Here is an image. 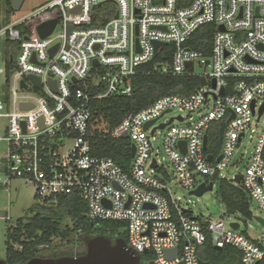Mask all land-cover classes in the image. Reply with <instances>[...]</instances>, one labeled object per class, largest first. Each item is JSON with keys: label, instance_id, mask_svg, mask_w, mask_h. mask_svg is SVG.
<instances>
[{"label": "built area", "instance_id": "obj_1", "mask_svg": "<svg viewBox=\"0 0 264 264\" xmlns=\"http://www.w3.org/2000/svg\"><path fill=\"white\" fill-rule=\"evenodd\" d=\"M52 20L54 32L41 39L37 28ZM207 25L215 29L209 56L189 44ZM155 43L162 46L155 50ZM142 67L202 84L189 96L160 97L111 131L114 140L128 134L135 146L126 174L92 155L91 103L130 97ZM263 107L264 0H52L0 28V224L18 227L11 207L21 182L34 188L39 205L69 197L85 203L92 228L124 223L127 245L141 257L151 253L154 264H200L207 242L235 249L241 264H261L264 233L251 239L223 217L186 213L172 186L190 193L227 181L249 208L264 212ZM214 124H222L215 156L204 149ZM247 137L249 156L238 154ZM246 159L243 173L229 174Z\"/></svg>", "mask_w": 264, "mask_h": 264}, {"label": "trees", "instance_id": "obj_2", "mask_svg": "<svg viewBox=\"0 0 264 264\" xmlns=\"http://www.w3.org/2000/svg\"><path fill=\"white\" fill-rule=\"evenodd\" d=\"M6 2L10 18L14 10L11 7V0H6ZM9 22V19L3 21L0 12V28ZM214 32L215 29L211 25L201 27L189 42L191 48L209 56ZM149 69L150 67H142L132 79L133 92L130 97L114 96L91 103L90 145L92 155L112 159L126 174L129 173L132 164L131 141L129 139L114 140L110 135L111 131L126 117L149 107L160 97L165 95L189 96L202 84L200 79L193 77L175 78L147 74ZM220 127L222 124H214L208 134V152L213 153L214 156L220 152L222 132ZM217 128L220 131L216 132ZM219 188L221 202L225 206L227 215L252 218L245 195L237 187L227 181H221ZM86 213L85 203L70 197L63 198L56 204H38L37 211L32 217L20 219L17 228L7 231L8 259L12 263H26L35 256L36 248L40 244L48 243L53 239L71 242L77 237L80 226H88L83 235L87 238L105 236L111 240L114 237L123 239L127 243V234L123 229L124 223L103 221L94 224L92 228L93 224L87 223ZM66 221L70 224H65ZM12 243L21 245L23 250L15 252ZM200 257L211 264H241L239 253L235 249L226 247L217 251L210 242H207L201 249Z\"/></svg>", "mask_w": 264, "mask_h": 264}, {"label": "rangeland", "instance_id": "obj_3", "mask_svg": "<svg viewBox=\"0 0 264 264\" xmlns=\"http://www.w3.org/2000/svg\"><path fill=\"white\" fill-rule=\"evenodd\" d=\"M51 1L52 0H25L20 11H14V14H12L9 18L7 2L6 0H0L1 18L3 19V21L9 19V21L11 22L27 18L39 8H41L43 5L48 4ZM13 15H15V18H13ZM175 114L178 115L180 113L177 111L175 112ZM183 115L187 116L186 114ZM263 127L264 117L257 125V128L260 130L263 129ZM156 137L160 139V135H157ZM155 146L158 149L161 148L159 142H155ZM251 150L252 145L249 141V138L247 137L246 140H244L242 146L240 147L238 154H246L247 156H249ZM162 154L163 151L160 152L161 157L163 156ZM246 161L247 159L242 165L239 166L238 170L236 169V167L231 168L229 174L232 175L233 173H243L246 167ZM15 187L18 189V192L13 193L11 207L12 218L14 223L17 220L32 217V215L36 213L38 205L35 199V190L32 186L18 182L15 184ZM172 188L175 194V199L179 201V204L182 206L183 209L190 210L193 213L194 217L203 216L205 219H218L223 217L228 226L236 222L241 226L240 232L251 239H256L262 233H264V226L256 220V218H264V212L259 210L256 206H252L250 208V211L252 213L251 219H246L241 216L227 215L225 206L221 202L219 183L215 184L214 190L212 192L206 193L202 197L190 196V193L188 191H185L175 183H173ZM65 224H70V222L66 221ZM7 227V224H0L1 257L5 256L6 243L8 241L6 235ZM53 242L57 245H69V241L65 242L61 239H54Z\"/></svg>", "mask_w": 264, "mask_h": 264}, {"label": "water", "instance_id": "obj_4", "mask_svg": "<svg viewBox=\"0 0 264 264\" xmlns=\"http://www.w3.org/2000/svg\"><path fill=\"white\" fill-rule=\"evenodd\" d=\"M25 0H11V7L15 12L20 11L22 8V5ZM75 13H78L75 12ZM118 17V16H117ZM58 22L56 20L48 21L43 24H41L37 28V33L41 39H45L49 37L55 30ZM162 44L155 43V50H158ZM58 47H55L51 51V56H53ZM97 65V63H95ZM191 65L189 64V67ZM31 80L37 85L39 89H41L40 80L35 77H31ZM77 81L75 80V83ZM53 84H55L53 82ZM23 87H26L23 84ZM254 108V103L252 105ZM264 113V107L261 110L260 114L262 115ZM235 115H233V118ZM232 118V119H233ZM151 124H148L145 127V130H147L150 127ZM124 138H128V134L124 135ZM207 141L208 137H205V144L204 149L205 151L208 149L207 147ZM181 146L185 147V143H181ZM135 146L132 145V158L135 156ZM208 159L211 160L212 156H208ZM222 158L220 157L218 161H220ZM154 167H156V163L154 162ZM242 180V176L237 177V183H240ZM214 190L213 183L206 185L202 184L200 185L195 191L190 192V196H196V197H202L206 193L212 192ZM188 213V211H185ZM256 220L264 226V220L262 218H256ZM231 227L235 230H238L240 228V224L233 223L231 224ZM217 251H221L220 248H215ZM177 249L174 251H167V257H172L171 255L173 253H176ZM149 252L145 251V255H147ZM141 255L134 250L133 248L129 247L125 240L118 239L113 245L112 241L108 239L105 236H98L94 237L89 240L88 242V251L84 256L81 257H60V258H34L30 261L24 263V264H139L141 261ZM0 264H6L4 260H0ZM200 264H211L209 262H205L203 260L200 261Z\"/></svg>", "mask_w": 264, "mask_h": 264}, {"label": "flooded vegetation", "instance_id": "obj_5", "mask_svg": "<svg viewBox=\"0 0 264 264\" xmlns=\"http://www.w3.org/2000/svg\"><path fill=\"white\" fill-rule=\"evenodd\" d=\"M22 234H24L22 232ZM98 237V236H95ZM94 238V237H93ZM92 238H87L86 236H77L71 242H68L69 245H57L51 240L48 243L40 244L38 245V248H36L35 256L34 258H60V257H81L84 256L88 251V242ZM118 238H112L111 241L113 245H115ZM63 241V240H62ZM67 242V241H65ZM23 249L20 245H17L14 247L15 252H21ZM30 259V260H31ZM0 260H4L6 264H21V263H12L8 259L7 252L5 251V256L1 257ZM28 260V261H30ZM27 261V262H28ZM24 264V263H23ZM139 264H154L153 262V255L151 253H148L144 257L141 258V261Z\"/></svg>", "mask_w": 264, "mask_h": 264}]
</instances>
